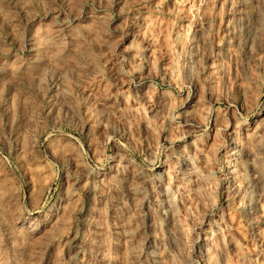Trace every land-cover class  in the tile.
Returning a JSON list of instances; mask_svg holds the SVG:
<instances>
[{"label":"rangeland","instance_id":"rangeland-1","mask_svg":"<svg viewBox=\"0 0 264 264\" xmlns=\"http://www.w3.org/2000/svg\"><path fill=\"white\" fill-rule=\"evenodd\" d=\"M124 3L130 5L126 13L128 26L122 42L114 49L123 52L122 69L119 64L114 67L110 55H105L108 46L98 37L99 43L88 48L80 67L85 79L92 82L91 87L79 89L75 78L69 77L67 82H61L67 89V103L62 102L63 98L59 103L53 99L55 88L46 94V119L39 118L37 122L23 109L18 110L14 124L10 122L11 114L4 116L0 132V194L14 186L22 187L29 207L45 204V224L48 220L51 223L46 229L49 235L44 264H181L183 244L177 238L178 229L190 231L192 220L182 204H172L166 185L160 184L156 174L174 178L179 173L185 180L198 179V169H203L211 153L208 157L201 154L197 160L193 144L196 137L190 133L205 117H209L208 128L213 132L218 120L223 122L227 115V129L222 133L227 148L234 147L233 137L241 147V139L259 145L264 137V95L257 92L264 84V60L260 59L264 56V31L247 0H235V7L233 0H115L114 7L119 9ZM53 15L50 13L43 21L38 16L26 23L22 53L25 59L31 55L29 41L34 32L42 25L54 28ZM122 19L117 15L114 23ZM247 26L249 32L245 31ZM88 27L102 35L101 21ZM5 29L11 31L8 25ZM18 47L12 36L0 39V57L7 60L5 63L0 59V89L6 100L12 95L9 82L16 70L14 53ZM141 58L144 63H140ZM118 79L122 88L117 86ZM117 92L119 96L114 95ZM147 95H152L158 107L148 109L144 103ZM85 96L91 97L87 106L83 103ZM93 104L103 112L99 121L94 119L84 128V134L95 128L94 143L72 130L71 119L77 107L87 112ZM141 106L146 110L144 120H139ZM236 113L243 119H238ZM109 116L121 128L130 127L129 135L116 134L107 140ZM137 129L140 142L130 144L131 133ZM150 131L155 137L151 148L144 139ZM108 135H112L110 128ZM204 143L208 145L205 152L216 147L214 140ZM125 144L135 147V151L121 163L122 149L127 151ZM54 145L63 151L57 152ZM224 151L221 146L220 155ZM173 152L175 155H171ZM245 152L240 163L247 168V182L242 175L245 167L240 164L230 177L234 187L244 182L243 189L235 188V204L225 202L224 173L229 168L224 166L223 172L217 173L218 199L224 206V215L215 223L204 217L202 225L211 236L219 227L234 224L236 239L228 237L231 242L223 256L208 240L201 264H250L257 259L256 251L246 254L245 247L255 246L257 251L264 248L257 239L264 229V209L260 207L264 201L256 195L264 179L261 171L248 163L258 152L264 154V147L257 146L254 152L249 145ZM105 156L112 159L104 162ZM146 176L152 179L145 182ZM201 184L210 196L209 181L202 180L196 186ZM141 185L147 189V198L139 190ZM153 185H158L155 192ZM236 205L239 208L234 211ZM220 219L225 223L221 224ZM204 244L202 235L196 245V258H200ZM209 249H213L210 255ZM259 259L264 260V256Z\"/></svg>","mask_w":264,"mask_h":264},{"label":"clouds","instance_id":"clouds-1","mask_svg":"<svg viewBox=\"0 0 264 264\" xmlns=\"http://www.w3.org/2000/svg\"><path fill=\"white\" fill-rule=\"evenodd\" d=\"M247 3L250 12L259 16L262 22L261 30L264 31V0H256V2L247 0ZM114 4L115 0H0V16H3V22L0 23V39L12 36L13 41L19 43V47L14 53L16 70L13 79L9 82L12 95L6 100L3 89H0V132L4 127V116L11 114L10 122L14 124L17 112L20 109H23L26 115L37 122L39 118L46 119V117H43V112L48 104L46 94L51 89H57L53 93V99H56L59 103L63 98L62 102L67 103V89L64 88L61 82H67L69 77L75 78L79 89L91 87L92 82L85 79L84 74L80 72V67L88 48L93 44H98L99 39H102L104 44L108 46V52L105 55H110V58L114 61V67L119 64L121 69L123 68V52H116L114 49L123 40L129 19L126 13L130 10V5L124 3L119 9H116ZM233 7H235V0H233ZM85 9H87V12H85ZM50 13L54 14V28H45L42 25L34 32L29 41L32 45L31 55L28 59H25L22 54L25 47L23 28L26 27L27 22H31L38 16L43 21ZM61 15H63V19H60ZM117 15L123 17L120 23H114V18ZM97 21H101L104 25L102 35L89 31L88 26ZM5 25H8L11 31L6 32ZM17 26H20L19 29ZM9 50L11 49L9 48ZM99 50L104 52L103 48ZM240 51H243V47ZM253 52H255V48H253ZM0 59L7 63L4 57H0ZM260 59L264 60V56H261ZM148 62L151 63L150 57H148ZM140 63H144L143 58H141ZM128 75L131 76V73H128ZM117 86L118 88L123 87L119 79L117 80ZM262 89H264V84L257 88L259 95H264ZM119 94L117 92L114 95L119 96ZM165 95L170 94L165 93ZM177 95L179 94L177 93ZM90 100V96L83 98L85 106L88 105ZM137 103H139L138 100ZM144 103L148 109L158 107L153 101L152 95H147ZM112 107H116V105ZM107 110L106 108L105 111ZM145 111L141 106L139 120L146 119ZM100 115H103V112L96 108L95 104L87 112L77 107L71 118L72 130L84 134V128L89 122L94 119L99 121ZM112 115H115V113L113 112ZM236 115L238 119H243L239 116V113H236ZM64 118L67 119L66 116ZM56 119L59 121L60 118L57 117ZM120 119L122 118H118V120ZM157 119H159L158 114ZM208 119L209 117H205L203 122L195 126L194 131L190 133L196 137L193 144L196 145L195 158L197 160H199L201 154L208 157V153H211L210 158L204 163L203 169H198L201 173L198 179L185 180L179 173H176L174 178H167L163 173L156 174L160 184L166 185L167 195L171 198L172 204L177 207L182 204L192 220L190 231L178 229L180 235L177 238L183 244L181 264H201L208 240L214 242V249L219 255L223 256L227 253V245L231 242L228 237H232L233 241L236 239L233 234V229L236 226L233 224L228 227H219L218 231L212 232L211 236H208L207 231L202 227L204 217H209L210 222L215 223L217 219L224 215V206L219 204L218 199L219 180L217 179V173H222L224 166L229 168V172L224 173L225 188L223 195L226 204L232 206L235 204L233 195L235 188L243 189L244 182H247V168L240 163L245 158V149L251 145L252 150L255 152L257 146L264 147V137H261L259 145H256L254 141L241 139L244 147H241V144H238L236 138L233 137L234 147L227 148L222 137V133L227 129V115L225 114L223 122L218 120L213 132L209 131ZM108 120L105 131L107 140L114 139L116 134L121 137L129 135L130 127L126 125L121 128L117 121L111 119V116ZM139 120H137V123ZM109 128L112 130V135H108ZM159 128L160 131H163V124ZM235 131L238 133L239 129L237 128ZM138 132L137 129L136 132L131 133L130 144L134 140L137 144L140 142L137 140ZM84 135L86 140L95 142V128L89 129ZM144 139H147L148 147L151 148L155 139L153 133L150 131ZM205 140H214L216 147L205 152L204 149L208 148L207 143H204ZM197 141L200 143H197ZM201 144L204 145L203 148L200 146ZM221 146L225 147L222 155H220ZM54 147L57 152L63 151L58 145H54ZM79 148L82 149L83 146L79 145ZM123 148L127 151L124 152L122 149L121 163L125 157L135 151V147L130 148L127 144ZM185 151H187V146H185ZM171 155H175V152ZM108 159H112V157L105 156L104 162ZM248 163L254 164L255 168L261 171L262 179H264V154L258 152L255 159H248ZM237 164L245 167V173H242L245 180L237 183L234 187L230 177L236 170ZM87 166L92 167V165ZM204 172H207L208 175L204 176ZM151 179V176H146L145 182ZM236 179L239 180V177H236ZM202 180L209 181L212 188L210 196L202 184L199 187L196 186ZM257 183L260 182L257 181ZM157 187L158 185H153L154 192ZM139 190L144 198H147V189L143 185L140 186ZM235 194L241 195L238 192ZM51 195L52 193L49 191L48 199L51 198ZM157 195L160 194L157 193ZM244 195L248 196L247 193H244ZM256 195L260 197L261 201H264V186L257 189ZM44 207V203L33 204L29 207L28 203L25 202L22 187L17 188L14 186L12 189H7L3 194H0V264H44V252L47 246L46 237L49 235L46 229L48 224L51 223L48 220V223L45 224L47 213L44 212ZM260 207L264 209V202L260 203ZM236 208H239V205L235 206L234 211ZM37 212L43 213V215H35L34 213ZM220 223L223 224L225 221L220 219ZM202 235L205 238V244L201 245L200 258H196V245L200 243ZM60 238V236H57V239ZM257 239L264 245V229L260 230ZM212 251L213 249H209L208 254L210 255ZM244 251L246 254L256 251L257 259L254 262L250 261V264H264V260L259 259L260 256H264V248L257 251L255 246L253 248L245 247ZM205 264H207V261H205Z\"/></svg>","mask_w":264,"mask_h":264},{"label":"bare ground","instance_id":"bare-ground-1","mask_svg":"<svg viewBox=\"0 0 264 264\" xmlns=\"http://www.w3.org/2000/svg\"><path fill=\"white\" fill-rule=\"evenodd\" d=\"M248 26H249V25H248ZM248 26L246 27V30H245L246 32H249V27H248ZM248 188L250 189L251 186L249 185ZM250 190H251V189H250ZM252 192H253V191H252ZM248 193H249V191H248ZM250 193H251V192H250ZM74 240H75V241H76V240L78 241V237H77L76 235H75V237H74Z\"/></svg>","mask_w":264,"mask_h":264}]
</instances>
